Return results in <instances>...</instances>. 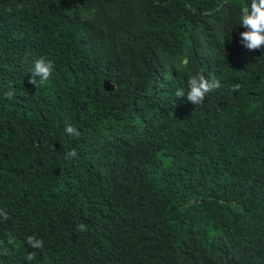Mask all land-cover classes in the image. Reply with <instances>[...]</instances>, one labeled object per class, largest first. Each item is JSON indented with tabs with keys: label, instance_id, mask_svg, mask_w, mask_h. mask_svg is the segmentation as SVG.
I'll return each instance as SVG.
<instances>
[{
	"label": "trees",
	"instance_id": "16d2710c",
	"mask_svg": "<svg viewBox=\"0 0 264 264\" xmlns=\"http://www.w3.org/2000/svg\"><path fill=\"white\" fill-rule=\"evenodd\" d=\"M248 2L0 0V264H264V48L240 42ZM39 58L54 69L35 87ZM198 72L222 87L177 98Z\"/></svg>",
	"mask_w": 264,
	"mask_h": 264
},
{
	"label": "clouds",
	"instance_id": "9594fccd",
	"mask_svg": "<svg viewBox=\"0 0 264 264\" xmlns=\"http://www.w3.org/2000/svg\"><path fill=\"white\" fill-rule=\"evenodd\" d=\"M239 26L243 27L245 31L240 32V42L248 50H258L264 48V0H249L244 4L240 10ZM187 63V61H185ZM54 69V63L52 60H46L44 58L36 59L29 69L31 78L28 83L38 87L44 83L52 75ZM39 77V79H37ZM188 91L185 93L183 88L176 90V97H185L187 101L192 102L195 105L203 104L206 96L214 90L220 89L222 84L219 79H208L202 72H198L195 75H191L187 81ZM240 84L236 83L229 89L232 92L240 90ZM4 96L11 100L15 96V90L10 89L5 91ZM65 134L69 137H79L80 131L71 123H67L64 128ZM77 155L75 149L68 151L65 156L67 159H72ZM0 218L7 220L8 214L5 210L0 209ZM78 230H86L84 224L77 225ZM9 235V243L14 242V237ZM26 243L34 249H42L44 242L42 239H38L34 236H27ZM6 254V253H5ZM26 259L31 262L36 259L35 252L29 253Z\"/></svg>",
	"mask_w": 264,
	"mask_h": 264
},
{
	"label": "water",
	"instance_id": "95a60500",
	"mask_svg": "<svg viewBox=\"0 0 264 264\" xmlns=\"http://www.w3.org/2000/svg\"><path fill=\"white\" fill-rule=\"evenodd\" d=\"M113 88H114V86L110 82H108V81L103 82V89L105 91H111V90H113Z\"/></svg>",
	"mask_w": 264,
	"mask_h": 264
}]
</instances>
